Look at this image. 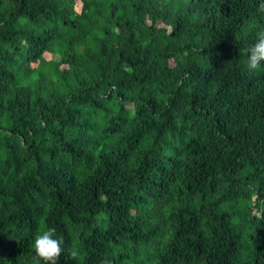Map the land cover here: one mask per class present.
Masks as SVG:
<instances>
[{
  "label": "trees",
  "instance_id": "16d2710c",
  "mask_svg": "<svg viewBox=\"0 0 264 264\" xmlns=\"http://www.w3.org/2000/svg\"><path fill=\"white\" fill-rule=\"evenodd\" d=\"M260 3L0 0V264H264Z\"/></svg>",
  "mask_w": 264,
  "mask_h": 264
},
{
  "label": "clouds",
  "instance_id": "9594fccd",
  "mask_svg": "<svg viewBox=\"0 0 264 264\" xmlns=\"http://www.w3.org/2000/svg\"><path fill=\"white\" fill-rule=\"evenodd\" d=\"M257 11L264 12V0H261ZM244 51L248 57L246 70L252 72L259 69L261 64L264 63V30L257 32L255 43L249 45ZM55 231V228H49L35 237L34 260L36 264H39L40 261H43L44 264H57L59 261L64 251L62 248L63 241L54 238ZM69 255L72 259H75L78 256V252L73 249ZM101 264H106V262L101 261Z\"/></svg>",
  "mask_w": 264,
  "mask_h": 264
}]
</instances>
